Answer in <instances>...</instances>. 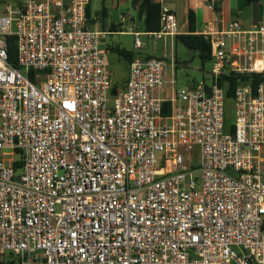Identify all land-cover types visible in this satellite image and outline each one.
I'll use <instances>...</instances> for the list:
<instances>
[{
  "label": "built area",
  "instance_id": "built-area-1",
  "mask_svg": "<svg viewBox=\"0 0 264 264\" xmlns=\"http://www.w3.org/2000/svg\"><path fill=\"white\" fill-rule=\"evenodd\" d=\"M91 1L0 13V264H264V81L237 87L230 134L220 86L264 75V20L204 34L210 83L177 91L175 56L134 58L109 108L112 33L92 28ZM147 35L176 38V14L161 4Z\"/></svg>",
  "mask_w": 264,
  "mask_h": 264
},
{
  "label": "crops",
  "instance_id": "crops-1",
  "mask_svg": "<svg viewBox=\"0 0 264 264\" xmlns=\"http://www.w3.org/2000/svg\"><path fill=\"white\" fill-rule=\"evenodd\" d=\"M45 1V0H41ZM160 4L168 6L177 16L180 34L188 33V15L190 11L195 14L196 33L204 35L206 32L217 34L229 27L234 21H240L245 28H251L255 24L264 20V0H215L213 5L210 0H155ZM105 10L100 13L92 12V3L89 6L88 18L92 28L106 32H111L110 36L133 39V47H123L122 49L134 55V58H169V52L172 51V57L175 56L176 38H166L162 46L155 44L154 48L147 49L150 37L144 30L143 19L133 9V0H104ZM7 7V6H6ZM6 10V9H5ZM130 16L131 20L123 23L122 18ZM117 28L112 32V27ZM140 34V39L144 43L141 49L135 48V35ZM109 36V37H110ZM142 37L145 40H142ZM124 40L121 44H124ZM124 46V45H123ZM159 46V48H158ZM176 57V56H175ZM177 62V60H176ZM170 67V66H169ZM167 77L171 76L167 73ZM161 100H168L172 97L171 90H164L157 94Z\"/></svg>",
  "mask_w": 264,
  "mask_h": 264
},
{
  "label": "rangeland",
  "instance_id": "rangeland-1",
  "mask_svg": "<svg viewBox=\"0 0 264 264\" xmlns=\"http://www.w3.org/2000/svg\"><path fill=\"white\" fill-rule=\"evenodd\" d=\"M19 4V0H0V13H4L6 6H11L16 8ZM106 7V3L104 0H93L92 3V12L95 13L96 11L102 13ZM15 30V29H14ZM124 42V46L121 44V41ZM144 41L145 38L142 37ZM163 41L156 40L154 38L150 39L149 45L147 49L154 48L155 44H159L162 46ZM127 47L132 49L133 47V39L129 38H120L117 36H108L102 44V49L106 50L107 52V59H108V69L111 74V79L113 83V87L117 88L118 90L124 89L126 83L129 79V64L128 62L121 57L118 53L114 51L116 48H123ZM159 48V46H158ZM176 69L175 71L172 70L171 67H167V73L171 76V78H176V86L175 90L180 91L185 89L189 83H199L202 81H206L207 83L211 82V64L205 65L202 67L201 61L199 59V54L194 51L188 50L183 44L177 43L176 50ZM172 58V51L169 52V58L165 59L167 61H171ZM163 59V58H162ZM115 103V97L113 95H109L108 97V106L112 108ZM235 113H236V104L233 99H226L224 103V124L226 134H230L232 128L235 125ZM198 153L196 150L195 154ZM16 160H20L19 156H16ZM6 264H8V260H6Z\"/></svg>",
  "mask_w": 264,
  "mask_h": 264
},
{
  "label": "trees",
  "instance_id": "trees-1",
  "mask_svg": "<svg viewBox=\"0 0 264 264\" xmlns=\"http://www.w3.org/2000/svg\"><path fill=\"white\" fill-rule=\"evenodd\" d=\"M252 1V0H249ZM133 9L137 12L138 16L143 19L144 30L146 33H156L161 28V4L155 0H133ZM87 9V15H88ZM117 28L112 27V32H116ZM183 44L188 50L197 52L201 61L202 67L211 64V44L209 38L204 35L196 33V18L195 14L190 11L188 15V33L176 36V43ZM9 47V63L16 66L17 63V47L16 38L9 37L7 39ZM121 57H123L128 64L134 60V55L124 49H114ZM264 81V75H240L235 73H226L220 79V86L226 90V99H233L235 91L239 85H250L256 90ZM126 87V86H125ZM117 88L111 90V95L117 94ZM170 104H164V115H170ZM233 131V128H232ZM7 262V261H6ZM6 262L4 264H6ZM8 264H16L14 261L8 259Z\"/></svg>",
  "mask_w": 264,
  "mask_h": 264
}]
</instances>
